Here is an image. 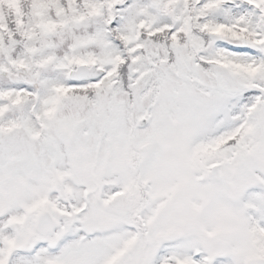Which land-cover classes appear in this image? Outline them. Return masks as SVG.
<instances>
[{
    "label": "snow or ice",
    "instance_id": "6c2138e0",
    "mask_svg": "<svg viewBox=\"0 0 264 264\" xmlns=\"http://www.w3.org/2000/svg\"><path fill=\"white\" fill-rule=\"evenodd\" d=\"M0 264H264V0H0Z\"/></svg>",
    "mask_w": 264,
    "mask_h": 264
}]
</instances>
